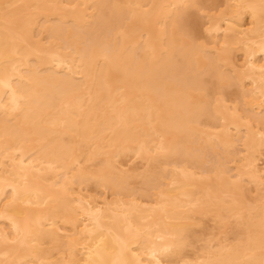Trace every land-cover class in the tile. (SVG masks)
I'll return each instance as SVG.
<instances>
[{"label": "bare ground", "instance_id": "bare-ground-1", "mask_svg": "<svg viewBox=\"0 0 264 264\" xmlns=\"http://www.w3.org/2000/svg\"><path fill=\"white\" fill-rule=\"evenodd\" d=\"M221 3L0 0V264H264V0Z\"/></svg>", "mask_w": 264, "mask_h": 264}, {"label": "rangeland", "instance_id": "rangeland-1", "mask_svg": "<svg viewBox=\"0 0 264 264\" xmlns=\"http://www.w3.org/2000/svg\"><path fill=\"white\" fill-rule=\"evenodd\" d=\"M198 8L201 9V10H199ZM223 8H224V5H223V0H222V3L219 6L210 7V9L209 8H205L204 9L203 7L202 8L201 7H196V8L195 7H191L190 8V12L195 14V15H197V16H200L201 17V21L205 22V20H206L205 19L206 18L205 15L207 13H217L219 10H221ZM202 10H204V11H202ZM204 30H205V26H203L200 29V31H199L200 33H199V37H198L197 42H204L205 35H206V33H204L205 32ZM259 59H260V57H259ZM243 61H244L243 53L242 52H236L234 54V60H233L234 65L236 67H240L242 65ZM126 159H127L128 163L126 164L125 168L126 167L128 168L133 163V158H131V159L130 158H126ZM134 162H135V166L139 169V171L143 170V165H144L143 162H140L138 160H136ZM253 195H254L253 190H250V196H253ZM141 198H142V202L143 203L148 204L149 203L148 199L150 198V195L149 194H143ZM109 199H110V197H109ZM195 219H196L197 222H200L201 224L204 223L203 225L199 224L200 226L199 225L196 226V231H198V230H199L198 232L202 231L203 235L201 236L200 241H198L197 244H195L196 248L194 247V249H192L191 247H188V249H186V251H187L186 253H187L188 256H190V255L192 256V253L195 252L196 250H199V247L203 246L204 243L207 240H212L211 243L214 246H216L217 240L220 237L219 235H221L219 229H217L218 225L215 223L213 217H211L209 215L208 216H204V217L196 216ZM231 230H232V228L226 229L227 233H231ZM231 237H232V235L229 234V236H228V238H229L228 240L229 241L232 240Z\"/></svg>", "mask_w": 264, "mask_h": 264}]
</instances>
